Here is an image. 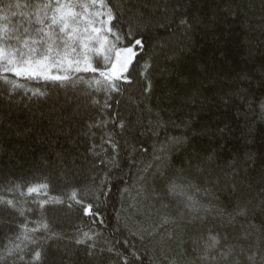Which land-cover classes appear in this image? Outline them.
Returning a JSON list of instances; mask_svg holds the SVG:
<instances>
[{
    "label": "snow or ice",
    "instance_id": "snow-or-ice-1",
    "mask_svg": "<svg viewBox=\"0 0 264 264\" xmlns=\"http://www.w3.org/2000/svg\"><path fill=\"white\" fill-rule=\"evenodd\" d=\"M176 20L181 27L192 23L174 9L170 18L163 0H0V107L10 112L18 97L53 101L58 125L68 123L66 131L60 128L67 147L39 162H17L14 152L0 159V264H65L69 251L58 247L66 237L61 216L103 223L101 209L114 187L121 197L117 228L127 211L135 225L123 227L135 243L126 238L123 250L111 242L99 246V233L78 230L73 243L85 249L90 264H264V199H244L236 184L234 204L217 202L209 189L201 198L191 161L188 168L164 165L147 175L140 173L153 166L142 168L136 185L151 176L152 204L125 208L136 185L118 173L125 157L138 154L136 133L144 123L135 111L121 110L120 98L138 81L145 99L151 95L150 69L142 63L145 34ZM62 93L82 96L83 110L70 115ZM259 107L264 115V100ZM193 155L199 159L195 148ZM86 167L92 173L87 181L81 179ZM157 245L159 255H150Z\"/></svg>",
    "mask_w": 264,
    "mask_h": 264
},
{
    "label": "trees",
    "instance_id": "trees-1",
    "mask_svg": "<svg viewBox=\"0 0 264 264\" xmlns=\"http://www.w3.org/2000/svg\"><path fill=\"white\" fill-rule=\"evenodd\" d=\"M163 2L169 5L170 18L174 9L177 16L183 15L192 23L181 27L176 20L167 28H152L145 34L142 63L149 67L154 87L145 99L138 81L120 98L121 110L135 111L144 127L136 133L138 154L122 160L118 175L133 186L137 173L148 165L153 167L141 175L155 173L157 168L166 170L164 165L188 168L191 161L189 171L201 187V198L203 189H209L217 202L234 204L236 197L231 190L236 184L243 189L244 199L258 202L264 199V115L259 107L264 100V0ZM66 95L70 115L78 106L83 110L87 101L76 93H62L60 103ZM0 113V159L7 161L14 152L17 162L31 164L50 151L67 147L60 128L66 131L68 123L58 125L60 111L59 107L53 110V101L37 103L18 97L10 112L0 107ZM192 128L198 134L190 131ZM75 133L73 128V136ZM248 152L254 159L247 158ZM91 174L86 167L81 179L87 181ZM153 187L151 176L145 185H136L124 198L125 208L150 206ZM137 189L139 196L135 195ZM120 200L119 188L114 187L112 201L101 209L103 223L83 216H61L66 237L58 247L61 252L69 251L65 264H90L85 249L73 243L78 230L99 233V246L111 242L123 250L126 238L135 243L123 227L125 223L135 225L127 211L117 228ZM188 251L192 252L191 245ZM159 252L157 245L149 254ZM191 258L195 259L194 253Z\"/></svg>",
    "mask_w": 264,
    "mask_h": 264
}]
</instances>
